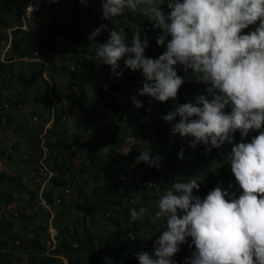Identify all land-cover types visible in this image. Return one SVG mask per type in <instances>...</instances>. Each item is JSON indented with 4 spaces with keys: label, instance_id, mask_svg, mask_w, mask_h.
Here are the masks:
<instances>
[{
    "label": "trees",
    "instance_id": "trees-1",
    "mask_svg": "<svg viewBox=\"0 0 264 264\" xmlns=\"http://www.w3.org/2000/svg\"><path fill=\"white\" fill-rule=\"evenodd\" d=\"M28 1L15 3L12 0L13 6H9L6 0H0V30L21 25ZM162 7L167 9L166 5ZM51 8L52 5L37 6L27 31L18 28L10 32L8 58L0 59V82L8 77L12 85H16L13 91L15 101L3 97L0 88V126L5 123L6 126L11 125L10 113H7L10 107L28 106L36 84L37 88L44 86L43 93L38 95V90L36 93V97L41 96L40 108L29 107V112L22 116L17 129L23 141H31L28 163L33 165V177H40L37 170L42 151L39 148L42 142L40 134L45 130L42 137L48 149L45 165L57 175L40 194V182L29 188L19 175L9 178L0 172V197L8 204L17 191L24 189L33 203L38 204L41 197L53 207H59L57 211L60 215H56L50 224L48 213L38 205L45 213L44 219L41 222L35 219L27 224L25 217H22L23 226L27 224L33 229L32 235L25 237L14 222L16 214L0 209V264H15L23 254L32 263L39 256L45 264H62L59 258L62 256L67 259V264H138L136 254H151L152 242L160 234L153 233L155 228H152L158 195L154 192L149 195L152 190L145 188V184L163 180L162 192L177 179L195 177L199 190L194 189L193 192L202 198L215 187L214 180H222L224 188L229 183L238 188L230 165L224 163L220 167L231 145L225 143L220 149L206 153L202 145L193 148L186 139L171 135L169 125L161 119L175 103L191 101L203 91L204 85L196 82L191 73L185 72L179 65L175 66L178 75L185 77L175 102L172 99L149 102V98L137 96L143 103L136 108L129 97L118 99L117 94L123 90L134 94L136 88L142 86V78L130 74L126 69L124 76L115 77L110 72V66L96 57L94 44L87 38L88 27L82 23L73 30V19L80 18V15L68 6L67 18L63 22L54 19L49 23L42 18ZM125 14L115 22V30L124 29L127 34V25L133 23L146 33L148 47L145 56L155 58L165 50L156 44L160 31H155L152 22L143 17L139 10L134 13L129 10ZM41 19L42 24L35 29L34 22ZM96 23L105 24L102 19L96 20ZM243 31L247 32L248 29ZM105 40L101 37L97 42ZM32 56L43 60L46 66L37 61L24 60ZM46 77L52 81V85H49ZM57 80L61 81L60 85H55ZM133 86L135 88H131ZM74 93L78 95L74 96ZM147 108L151 111H146ZM91 132L93 140L86 138ZM257 132L250 131L245 140ZM134 139H145L154 153L163 156L159 169L149 167L142 161L135 162L141 146L134 143ZM127 140H130V149L125 154L122 148L128 143ZM238 140L240 135L237 131L234 142ZM103 142H106L104 152L101 151ZM181 149L183 158H178L177 152ZM5 157L12 161L10 154L0 150V160ZM70 191L76 204H73L74 199L71 202L67 199ZM78 198L79 205L76 201ZM72 207L75 208L73 213L70 210ZM140 207L145 208V215L134 222L129 209L139 210ZM38 215L36 213L35 216ZM50 227L57 232L56 244L45 253ZM129 233H135L136 238L130 239ZM8 247L13 248L14 252H7ZM181 247L183 259L194 249V246L189 249L187 244Z\"/></svg>",
    "mask_w": 264,
    "mask_h": 264
},
{
    "label": "clouds",
    "instance_id": "clouds-1",
    "mask_svg": "<svg viewBox=\"0 0 264 264\" xmlns=\"http://www.w3.org/2000/svg\"><path fill=\"white\" fill-rule=\"evenodd\" d=\"M126 10H139L154 29H160L156 44L165 50L155 58L145 56L148 40L138 26L129 40L124 29L100 24L87 37L96 57L117 78L123 72L122 57L124 67L142 73V86L129 96L136 108L143 103L137 96L149 102H175L185 82L175 66L185 72L191 69L203 91L191 101L175 103L161 119L171 135L186 139L193 148L202 145L206 153L230 144L220 167L230 165L238 186L229 183L224 188L223 181L217 180L202 198L193 192L199 190L195 177L177 179L162 192L163 180L147 182L149 195H158L153 217L158 226L153 233L160 234L152 242L151 254H136L138 264H178L173 257L184 244L194 249L179 264H264V0H100L105 20L112 21ZM102 30L109 34L100 43L96 38ZM237 131L240 140L234 142ZM250 131L257 134L245 140ZM177 157L183 158V149ZM162 159L148 142L141 144L134 158L157 169ZM38 205L46 211L40 198ZM145 211L144 207L129 209L134 222ZM128 236L136 238L135 233ZM49 249L46 242L45 253ZM59 258L67 264V259Z\"/></svg>",
    "mask_w": 264,
    "mask_h": 264
},
{
    "label": "rangeland",
    "instance_id": "rangeland-1",
    "mask_svg": "<svg viewBox=\"0 0 264 264\" xmlns=\"http://www.w3.org/2000/svg\"><path fill=\"white\" fill-rule=\"evenodd\" d=\"M12 0H6V4L9 6H13V3L11 2ZM51 2H46L45 6H50L52 5V10L48 11L46 10L45 14H44V18L46 22H52V20H56L58 22H63L65 20V18H67V11L66 8L72 7L73 11L76 12L77 15H80V18L76 17L75 19H73V30H75L77 28L78 25H81L82 23L84 25H86V27H88V35L90 34V32L93 30V28L98 27L100 24L96 23V20H100L102 19L105 22V25H107L108 29L111 28H115V22H117L118 20H120L121 17H125V13L129 10H126V12L124 14H122L119 17L113 18L114 21H108L105 20L101 17L100 14V0H57V2H52V0H50ZM13 2L15 3H21L22 0H13ZM162 7V6H161ZM163 8V7H162ZM165 12L168 11V9L164 8L162 9ZM132 12V11H131ZM134 13V12H132ZM69 16V13H68ZM42 19L41 21H35L33 25H35V29L38 28V26H40V23L42 24ZM103 24V23H102ZM32 25V26H33ZM44 28V26H42ZM40 29V27H39ZM135 29V25L133 23H130L127 25V36L128 39L130 40V36L133 32V30ZM2 29L0 30V59H6L8 58V51L7 48L9 47V34L7 32V30H4V32H2ZM155 31H160L159 28H155ZM108 31L107 30H102L101 34L96 38V40H99L101 37L106 39L108 36ZM92 43V42H91ZM93 45V43H92ZM123 59V58H121ZM59 63V62H58ZM120 65L121 68L123 69L122 75L124 76V71L125 69L130 73V74H134L135 76H140L142 78V80H144V77L142 76V73L139 70H129L126 67H122V60H120ZM188 73H191V69L187 70ZM47 78V77H46ZM48 79V78H47ZM49 80V79H48ZM50 82H52L51 80H49ZM101 84L103 83V80L100 82ZM61 81L57 80L55 82V85H60ZM38 83L36 84L35 89L33 90V95L30 98V106H25V107H19V106H13L12 108H9V111L7 113L9 114V119L11 120V125L10 126H6L5 124H2L0 126V150H4L6 154H10L12 161H9L7 157H5L4 159L0 160V172L7 175L9 178L19 175L20 178L25 181V184L29 185V188H33L36 184L39 183V181L41 180L38 176L33 177V165L31 163H28L27 161H24L23 156L28 155L30 157V152L23 149L22 146L20 145L22 142V138H20V130L17 129L19 127V122L21 121V118L23 115H25L26 113L29 112V107H37L40 108V104H39V100L41 96L36 97V93L38 90V95H40V93H43V90L45 89L44 86L40 85L38 88ZM0 88L1 91L3 93V97H9L13 102L15 101L14 99V95H13V91L16 89V85H12L11 80L8 77L3 78V81L0 82ZM131 88H135L134 86ZM59 91V89H57ZM134 90V89H133ZM74 96H77L78 93H74ZM131 95V93L129 91L123 90L120 91L117 94V98L118 99H127L129 96ZM1 99V98H0ZM3 101H5L4 99H2ZM92 103V102H91ZM14 104V103H12ZM98 107V106H95ZM4 110V109H2ZM33 122H35V120H32ZM16 126V129H14ZM88 134V133H87ZM86 135V134H85ZM86 138L89 139H94L92 138V132L91 135H86ZM92 136V137H91ZM82 137V136H81ZM96 140V139H95ZM128 143H125L123 146V151H127L130 147V140H127ZM134 143L137 142L140 144L146 142V140L144 139H134L133 141ZM101 147L103 148L101 151L104 152L103 150L105 149V145L106 142L101 143ZM100 148V147H99ZM28 166H27V164ZM76 164H78V160L76 161ZM22 167H27V169L30 170V174L27 173V176H22V174H20V168ZM194 169V167H193ZM37 170H39V168L37 167ZM28 171V170H27ZM31 175V177H30ZM176 177V176H175ZM217 183V180H214V184ZM21 191V192H20ZM69 202L73 201V204H76L75 202V198L72 196V191H70V196L67 198ZM77 201V205H79L80 201L79 198L76 199ZM79 201V202H78ZM38 204L33 203V201L29 198V195L27 193V191H25L23 189L17 191V193H15L12 197V201L11 203L6 204L4 201V198L0 197V209L5 210H11L16 214V218H14V222L17 224L18 226V231L25 237H29L32 235V227H28L27 224L30 221H34L35 219H38L39 222H41V219L43 218V215H45V213H43L39 208H38ZM77 208V206H76ZM57 209L59 210V207L57 208L56 206V211H55V217L56 215H60V213L57 211ZM72 211V213L75 211V208L72 207L70 209ZM37 214H39L38 216H35ZM22 214V215H20ZM22 217H25L27 224L23 226V221H22ZM29 219V221H28ZM152 222L154 223L152 225V228H156V224L157 222L152 219ZM156 223V224H155ZM146 226V225H145ZM46 248V247H45ZM7 252L13 253L14 249L11 247H8ZM182 254L183 253V248L180 246V250L178 253L174 254V257L176 258L178 264L180 261L183 260L182 258ZM66 260V259H65ZM15 264H45L42 260L41 257L38 256V258L35 260V262H30L27 258V256L25 254H23L21 256V259L19 261H17Z\"/></svg>",
    "mask_w": 264,
    "mask_h": 264
},
{
    "label": "built area",
    "instance_id": "built-area-1",
    "mask_svg": "<svg viewBox=\"0 0 264 264\" xmlns=\"http://www.w3.org/2000/svg\"><path fill=\"white\" fill-rule=\"evenodd\" d=\"M46 2H49V1L48 0H29L25 5V12L21 18V25H17L16 27L11 28L10 30L19 28L20 30L27 31L28 26H29L30 21H31V18H32V15H33L34 11L36 10V7L39 5H45ZM24 60H26V61H37V62L43 63L46 66V63H44L43 60L38 59L37 56L25 57ZM49 85H52V82L49 81ZM44 133H45V130L40 134V138L42 139V142L39 144V148L42 151L39 154L40 159H39V162L37 165V167L40 170L39 171L40 178L43 179L41 189H43L44 185L47 182H49L54 176L57 175V172H54L53 170H51L50 168H48L45 165V159H46V156L48 153L47 152L48 149L43 144L44 139L42 137H43ZM40 205L48 213V215H49L48 222L51 224L52 219L54 218V208H53L52 204H50L49 202H47L46 200H44L43 198L40 197ZM49 233H50V238L48 239L47 244L50 248H53L55 243H56V239H55L56 230L54 228L50 227Z\"/></svg>",
    "mask_w": 264,
    "mask_h": 264
},
{
    "label": "crops",
    "instance_id": "crops-1",
    "mask_svg": "<svg viewBox=\"0 0 264 264\" xmlns=\"http://www.w3.org/2000/svg\"><path fill=\"white\" fill-rule=\"evenodd\" d=\"M7 32H8V30H7ZM20 145L22 146L23 149H25V150H27V151H30L31 141H29V140H27V139H26V141H23V139H22V142H21ZM26 164H27V163H26ZM27 166H28V164H27ZM27 170H28V171H27ZM19 171H20V174H22L23 177H24V176H27V173L30 174V170L27 169V167H22V168H20ZM30 177H31V175H30Z\"/></svg>",
    "mask_w": 264,
    "mask_h": 264
}]
</instances>
